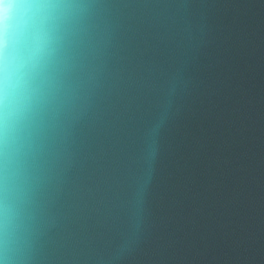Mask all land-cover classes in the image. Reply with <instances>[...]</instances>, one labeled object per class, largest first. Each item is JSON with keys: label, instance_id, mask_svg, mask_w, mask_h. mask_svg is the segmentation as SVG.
I'll return each mask as SVG.
<instances>
[{"label": "water", "instance_id": "1", "mask_svg": "<svg viewBox=\"0 0 264 264\" xmlns=\"http://www.w3.org/2000/svg\"><path fill=\"white\" fill-rule=\"evenodd\" d=\"M0 264H264V0H0Z\"/></svg>", "mask_w": 264, "mask_h": 264}]
</instances>
